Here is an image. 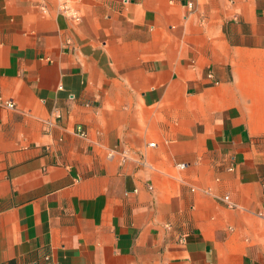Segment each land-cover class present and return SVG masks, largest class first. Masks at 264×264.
<instances>
[{
  "label": "crops",
  "instance_id": "1",
  "mask_svg": "<svg viewBox=\"0 0 264 264\" xmlns=\"http://www.w3.org/2000/svg\"><path fill=\"white\" fill-rule=\"evenodd\" d=\"M0 264H264V0H0Z\"/></svg>",
  "mask_w": 264,
  "mask_h": 264
},
{
  "label": "built area",
  "instance_id": "2",
  "mask_svg": "<svg viewBox=\"0 0 264 264\" xmlns=\"http://www.w3.org/2000/svg\"><path fill=\"white\" fill-rule=\"evenodd\" d=\"M56 4H57V8L58 11L61 14H65V15H71L73 13V6L74 4H76L79 0H55ZM4 105L9 108V109H13L14 108V104L11 101H5ZM77 132L80 136H84V132L81 128H77ZM151 146H153V144H151ZM179 170H183L185 168L184 164H179L177 165ZM221 201L225 202L227 205H231L229 202V198L227 196L223 197L220 199Z\"/></svg>",
  "mask_w": 264,
  "mask_h": 264
}]
</instances>
